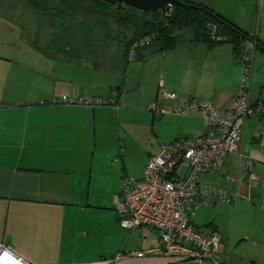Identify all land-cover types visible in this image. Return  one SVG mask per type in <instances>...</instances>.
<instances>
[{"label": "crops", "instance_id": "obj_1", "mask_svg": "<svg viewBox=\"0 0 264 264\" xmlns=\"http://www.w3.org/2000/svg\"><path fill=\"white\" fill-rule=\"evenodd\" d=\"M6 1L0 0V5H6ZM256 1L259 27L256 33L225 11L215 12L264 44V21H261L264 0ZM6 9L9 8L0 7V27L4 31L11 29L10 25L20 24L12 11ZM189 37L180 45L178 41L174 51L133 60L139 63L132 66L130 62L125 64L121 49L112 48L111 66L116 70L124 67L119 88L112 92L113 87L107 86L108 95L114 96L113 103L123 104L124 91L137 89V66H141L143 75L144 69L152 65L153 90L147 98H155L158 89L165 88L180 94L178 99L164 100L163 104L169 107L195 97L211 102L223 113L237 95L242 64L231 43L209 47L193 43ZM9 45L0 38V242L38 264H193L163 254L133 255V251L158 246L160 240L150 227L128 229L120 224L124 215L120 193L123 178L142 176L146 157L156 154L162 144L204 132L201 116L198 113L149 116L140 110L149 119L150 136L145 138L136 133L140 124L126 123L121 126V134L115 136L113 147L107 150L98 126L101 115L110 113L107 108L59 102L57 99L63 92L81 93L82 87L70 75H46L45 72H52L55 63L18 66L12 62L14 52ZM251 58L250 70L254 66L264 76V49L256 47ZM61 61L69 68L78 66ZM99 64L98 59V65L93 67ZM247 91L251 104L264 100V81L253 92L250 87ZM125 107L118 106V116ZM121 149L124 155L119 159ZM130 151L139 159L135 167L127 156ZM242 158L251 161L250 171L256 176L252 182L239 169ZM105 161L111 163V169L104 186L106 179L101 167ZM218 171L202 175L200 181L207 184L215 181L222 186L216 187L234 193L232 200H213L211 196L207 203L198 204L190 222L218 232L225 247L222 256L225 263L264 264V116L246 117L238 151L227 155ZM238 175L242 179L239 183L233 181ZM236 187L240 194H235ZM222 209L224 221L220 219Z\"/></svg>", "mask_w": 264, "mask_h": 264}, {"label": "built area", "instance_id": "obj_2", "mask_svg": "<svg viewBox=\"0 0 264 264\" xmlns=\"http://www.w3.org/2000/svg\"><path fill=\"white\" fill-rule=\"evenodd\" d=\"M147 41L148 37L139 41V44ZM254 48L255 42L246 40L241 63L243 82L248 78ZM134 52L131 47L128 59H133ZM176 97L174 91L159 88L156 100L150 101L146 108L157 115L198 113L205 130L197 136L178 138L163 144L157 154L146 157L142 176L123 178L120 195L124 215L120 224L128 229L147 226L157 232L160 244L144 251H133L132 254L137 257L153 253L173 256L193 264H227L222 258L225 247L218 232L211 227H196L190 222V218L198 204L207 203L211 196H214L213 200H232L234 193L202 183L200 178L206 173L220 170L227 155L238 151L244 120L254 114H264V106L261 102H249L245 84L223 113L211 102L195 97H187L182 105L173 107H164L157 102ZM57 100L70 105L88 106L114 102L100 97L71 95H62ZM250 168L251 161L242 158L239 169L252 182L256 176ZM234 180L239 183L242 179L238 175ZM236 191L237 187L235 194H240ZM0 264L38 263L24 258L8 244L0 242Z\"/></svg>", "mask_w": 264, "mask_h": 264}, {"label": "trees", "instance_id": "obj_3", "mask_svg": "<svg viewBox=\"0 0 264 264\" xmlns=\"http://www.w3.org/2000/svg\"><path fill=\"white\" fill-rule=\"evenodd\" d=\"M25 1L37 13V34L42 33L43 37V43L33 40V45L45 54L54 53L61 60L78 66H97L103 49L109 47L122 50L125 64L174 51L184 30L189 31V41L193 43L209 47L231 43L241 63L246 40L251 39L255 48L264 49V44L254 40L252 33L194 0H181L182 5L166 12H144L129 6L118 8L105 0ZM146 37L148 41L139 44ZM131 47L135 52L130 60ZM260 102L264 106V100Z\"/></svg>", "mask_w": 264, "mask_h": 264}, {"label": "rangeland", "instance_id": "obj_4", "mask_svg": "<svg viewBox=\"0 0 264 264\" xmlns=\"http://www.w3.org/2000/svg\"><path fill=\"white\" fill-rule=\"evenodd\" d=\"M194 1L197 2L200 1L202 3H205L206 5L214 9V11H225L228 14V16L231 17L234 21L238 22L243 27L252 30L251 31L252 33H256V31H258L259 29L257 23L258 21H256V17H255V12L258 9L256 0H194ZM5 4L6 5L3 6L9 8L6 9V12L10 13V11H12L13 17L18 21V23H20L18 26L15 24L10 25L11 29L7 28V31H4V29L0 27V38L3 37L6 44L9 43L10 44L9 47H11L12 51L14 52V56H13L14 58L12 59V62H17L18 66L24 65L26 63H35V62H41V63L45 62V63H49V65L51 66V64L55 63L52 72L51 73L45 72L46 75L50 77H58L59 73L64 77H69L70 75L74 79L76 85L79 86V88L82 87L83 90L81 91V93L72 92L71 93L72 95L69 92H63L60 95V97L62 95H71L74 97H79V96H87V97L90 96L96 98L100 97L106 101L114 99L113 95L112 96L108 95L107 86L111 85V87H113L112 92H115L117 88H119V86L121 85V80L123 78L124 67H121V69L119 68V70H116L111 66L112 48L109 47L103 49L104 52L99 58L100 64L97 68H94L91 65L86 67L76 66L75 68H69V65L62 62L61 59L56 54L42 53L41 50H38L37 47L33 45V40L36 41L38 44L43 43L42 42L43 37L41 36L42 33L39 32L40 35L37 34L38 15L27 5L26 1L7 0ZM3 6L0 5V7ZM262 13H264V4H262ZM261 21H264V15L261 16ZM186 32L189 31L188 30L182 31V36L179 39L178 45L184 42L185 37L190 36V34L187 35ZM10 33L13 35H11ZM12 36L13 39L10 38ZM255 49L253 50V52H255ZM135 63H139V61H130L129 65L132 66ZM140 68H141L140 65L139 67L137 66L138 72L135 80V83H137L138 80V83L135 86L137 87V89L124 91L123 104L122 103L118 104V102H116L115 104L113 102L111 103L104 102L103 104L95 105V106L100 105L104 108H107L106 111L110 112L107 115H101L100 118L101 123H99L98 125L100 127V139L105 141L107 150H110V148L113 147L115 142L114 139L119 134H121V126H124V124L126 123L140 124L141 127L139 128L140 131L138 132V128H137L136 133L145 138H148L150 136L151 127H150L149 119H147V115L141 113L140 110L146 112V114H148L149 116L152 114L146 107L150 101H155L157 97L156 96L154 98V96H151V98H147L149 92L153 90V83H154L153 66L148 65L144 69L143 75L140 72ZM128 70H129V66H128ZM133 70L134 68L131 67L130 68L131 74L133 73ZM13 72L15 73L14 70ZM242 72L243 70L241 68V74ZM247 75L248 78L245 82L240 80V82L238 83L239 86H238L237 94L241 90V86L243 84L247 85L248 89L250 87V92H253L254 88L257 89L260 86L261 82L264 81V76H262L258 72V69L254 66ZM14 76H16V74H14ZM105 82H107L106 85L104 84ZM130 84H131V80L129 79L127 85L129 86ZM177 93H176L177 95L176 99L180 97L179 96L180 94ZM157 102L161 106L169 107L166 104H163L164 100H157ZM118 106L120 108H124V106H126L125 107L126 109L120 113V116H118V112L116 110ZM110 107H112L113 109H111ZM103 121H106L105 124H102ZM161 146L159 150L156 152V154L160 151ZM107 152L108 151H106V153L103 152L102 155L106 156ZM117 155L119 159L123 157L124 153L122 149ZM127 156H129V159L132 162V166L133 167L137 166V164L139 163V159L137 158L136 154L130 151L129 154H127ZM110 169H111V163L109 161L103 162L101 167V172L103 173L106 179L104 182V186L107 184L109 180L108 176L110 173ZM211 184L214 186H219L216 184L215 181L212 182ZM220 219H223V221L224 219L226 220L223 209L220 212Z\"/></svg>", "mask_w": 264, "mask_h": 264}, {"label": "water", "instance_id": "obj_5", "mask_svg": "<svg viewBox=\"0 0 264 264\" xmlns=\"http://www.w3.org/2000/svg\"><path fill=\"white\" fill-rule=\"evenodd\" d=\"M111 4H116L118 8L129 6L144 12L161 10L166 12L173 6L182 5L181 0H105Z\"/></svg>", "mask_w": 264, "mask_h": 264}]
</instances>
